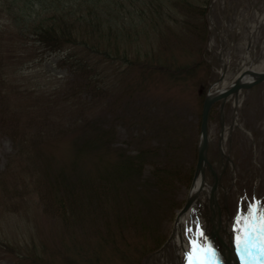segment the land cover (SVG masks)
Wrapping results in <instances>:
<instances>
[{
    "label": "rangeland",
    "instance_id": "rangeland-1",
    "mask_svg": "<svg viewBox=\"0 0 264 264\" xmlns=\"http://www.w3.org/2000/svg\"><path fill=\"white\" fill-rule=\"evenodd\" d=\"M134 1L122 0L119 9L133 10ZM145 5L117 38L126 61L100 59L98 88L79 87L56 54L24 56L20 40L9 46L0 31V264H160L156 251L194 175L206 93L219 79L230 84L244 66L264 63V0ZM101 9L114 18V7ZM8 23L0 14V26ZM239 99L241 127L224 150L240 178L259 164L253 176L264 185V82ZM229 100L226 130L235 111ZM219 112L216 102L209 159L226 167V180ZM129 159L137 170L124 169ZM158 166L176 171L170 190L152 184Z\"/></svg>",
    "mask_w": 264,
    "mask_h": 264
},
{
    "label": "trees",
    "instance_id": "trees-1",
    "mask_svg": "<svg viewBox=\"0 0 264 264\" xmlns=\"http://www.w3.org/2000/svg\"><path fill=\"white\" fill-rule=\"evenodd\" d=\"M146 2L135 0L131 2L133 10L129 6L120 10L122 0H0V14L11 19V23L0 26V31L8 36L9 46L13 45L12 38L20 40L24 56L38 50L56 54L57 64L80 78L79 87L98 88L100 59L120 57L126 61L124 54L119 55L117 38L120 33H128L127 17L133 20V14L144 16ZM103 4L114 7L113 19L101 15ZM125 168L137 170V165L132 161ZM175 174L173 169L158 166L153 170L152 184L170 190ZM69 198L76 195L68 186Z\"/></svg>",
    "mask_w": 264,
    "mask_h": 264
},
{
    "label": "flooded vegetation",
    "instance_id": "flooded-vegetation-1",
    "mask_svg": "<svg viewBox=\"0 0 264 264\" xmlns=\"http://www.w3.org/2000/svg\"><path fill=\"white\" fill-rule=\"evenodd\" d=\"M229 101L230 100L228 99L225 104ZM218 102L220 103L221 112L222 101ZM233 105L235 110L234 98ZM235 116L236 113L234 111L230 116L231 121L229 124V129L227 130V136L233 133L235 127H239L234 121ZM224 126H226L225 114ZM219 130L220 140L218 152L220 157L224 160V165L228 166L227 164L230 163L231 165L233 159L229 153H226L225 150L224 155L220 150L222 136L221 124ZM255 143L257 144V141H255ZM256 154L257 152L253 151V165L256 164ZM262 162L264 163V161ZM262 167H264L263 164ZM224 168L225 169H222L220 171L215 167L217 174L220 176V184L218 185V191L216 192L217 204L214 202H209L210 204H212V206H210V204L206 205V201H204L205 203L202 206V212L210 216L213 215L214 217H219L221 226L222 224L226 226V220L229 221L232 234L230 235V238L226 240V243L229 246H232V248L235 246V248H237L238 250H246L248 255L246 254L245 256H243L244 260L246 261L250 258V263H253L260 259L259 257H257V255H255V251H257L258 249H264V243L261 242V236L264 235V233H261L259 230L261 227V219L262 217H264V185L261 184V178H256L254 180L255 176H253L260 175V172L258 171V168H260V166L258 164V166L253 167L251 170L246 169V172L244 173V179L239 177L241 168L237 170L235 165H231L228 178L226 180H223L222 177L223 173L226 170V167ZM254 170L256 171L253 172ZM207 172H209L211 176L210 182L212 183L213 175L209 170H207ZM250 176H253V179H250ZM219 193H221L220 196ZM198 213L201 215V212ZM225 226H222V228H225ZM249 255L250 257L248 258ZM236 256L238 255L236 254ZM243 258L241 259L238 257V260H240V264H245Z\"/></svg>",
    "mask_w": 264,
    "mask_h": 264
},
{
    "label": "bare ground",
    "instance_id": "bare-ground-1",
    "mask_svg": "<svg viewBox=\"0 0 264 264\" xmlns=\"http://www.w3.org/2000/svg\"><path fill=\"white\" fill-rule=\"evenodd\" d=\"M225 63H228L227 60H224ZM264 69V63L262 65H259L258 69L256 70ZM251 75L247 74L245 75L244 79L250 78ZM223 88L222 86L214 85L213 89L209 91V93L215 92V90H219ZM205 175V174H204ZM209 181L207 180L206 175L202 176V174H199L197 178L194 180V182L191 185L192 192L196 193L197 200L192 204V206L187 209L185 212H183L178 220L177 227L175 228V232L170 239L169 243L167 244V247L165 248L163 254L160 258V264H183V260L180 258L181 253L187 251L188 259L189 256L193 257V261H200V264L203 262V253L205 252V249L203 248V252L197 254V251H194V247H196L193 242H188L184 236V227H187L189 229L188 232L191 231L192 228H190V224L192 223V214L194 212V209H201L204 205V200L209 194L210 185ZM189 189V191H191ZM218 191V189L216 190ZM221 193H219L220 196ZM194 225V224H193ZM224 227L225 225L222 224ZM221 233L224 232L221 228ZM189 234V233H188ZM232 234L230 222L226 220V226H225V233L224 238L225 240H228L230 238V235ZM190 238L195 240L194 235H190ZM196 249V248H195ZM175 255L177 261H175Z\"/></svg>",
    "mask_w": 264,
    "mask_h": 264
},
{
    "label": "water",
    "instance_id": "water-1",
    "mask_svg": "<svg viewBox=\"0 0 264 264\" xmlns=\"http://www.w3.org/2000/svg\"><path fill=\"white\" fill-rule=\"evenodd\" d=\"M246 74L252 75V78L244 79ZM263 80H264V71H255L253 69H245L239 74L237 79H235L227 88L213 92L211 94L209 92L206 94L204 102H203V108H202V115H201V122H200V137H199V144H198V160H197L196 170H195L194 177H193V182L199 174H202V176H205L204 172H205L206 166H209L212 172L214 173V169L208 159V148H209V143H210L209 131H208L209 112H210L211 106L214 103V101L218 99H223V102H224L226 97H228L231 94H235V96L237 97L240 89L251 87L252 85L259 83ZM195 198H196V193L192 192V189H191L184 206L182 207V209L178 212L176 216L173 232L175 231V228L177 227L180 215L190 207V205L195 200ZM173 232L171 236L169 237V239L164 243L161 250H165L170 238L173 235ZM213 236L214 238L215 236H218V233L215 230L213 231Z\"/></svg>",
    "mask_w": 264,
    "mask_h": 264
},
{
    "label": "snow or ice",
    "instance_id": "snow-or-ice-1",
    "mask_svg": "<svg viewBox=\"0 0 264 264\" xmlns=\"http://www.w3.org/2000/svg\"><path fill=\"white\" fill-rule=\"evenodd\" d=\"M260 232L264 233V217H262L261 219V227H260ZM247 242V241H245ZM261 242L264 243V235L261 236ZM195 247H194V251H195ZM200 251H203V249H201ZM188 264H200V261H193V257L189 256V260H188ZM204 264H207V261L204 262Z\"/></svg>",
    "mask_w": 264,
    "mask_h": 264
}]
</instances>
